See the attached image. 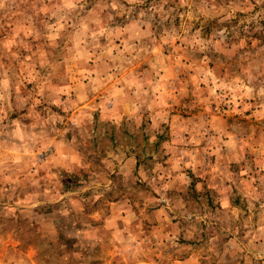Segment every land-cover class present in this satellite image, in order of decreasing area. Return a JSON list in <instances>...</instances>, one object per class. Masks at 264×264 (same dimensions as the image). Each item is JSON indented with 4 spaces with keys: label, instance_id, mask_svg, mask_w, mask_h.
<instances>
[{
    "label": "rangeland",
    "instance_id": "obj_1",
    "mask_svg": "<svg viewBox=\"0 0 264 264\" xmlns=\"http://www.w3.org/2000/svg\"><path fill=\"white\" fill-rule=\"evenodd\" d=\"M0 264H264V0H0Z\"/></svg>",
    "mask_w": 264,
    "mask_h": 264
}]
</instances>
